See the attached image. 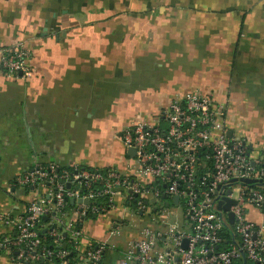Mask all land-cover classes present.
<instances>
[{"label":"crops","instance_id":"crops-1","mask_svg":"<svg viewBox=\"0 0 264 264\" xmlns=\"http://www.w3.org/2000/svg\"><path fill=\"white\" fill-rule=\"evenodd\" d=\"M15 41L31 50L32 73L0 70V212L43 192L15 181L36 162L126 173L122 128L174 94L224 103L228 132L264 155V0H0V45ZM13 235L0 223V241ZM0 264L19 263L0 252Z\"/></svg>","mask_w":264,"mask_h":264},{"label":"built area","instance_id":"built-area-1","mask_svg":"<svg viewBox=\"0 0 264 264\" xmlns=\"http://www.w3.org/2000/svg\"><path fill=\"white\" fill-rule=\"evenodd\" d=\"M0 70L30 76L31 50L22 41L1 44ZM156 113L122 128V146L135 150L126 173L36 162L17 176L19 186L43 192L18 214L0 212V223L14 229L0 252L19 264H264L263 226L249 218L264 212V155L228 134L225 104L199 90L172 95ZM226 200L233 203L223 209ZM122 206L127 214L152 212L154 225L132 223L126 247L110 262L115 246L83 226ZM127 227L115 218L107 235Z\"/></svg>","mask_w":264,"mask_h":264},{"label":"rangeland","instance_id":"rangeland-1","mask_svg":"<svg viewBox=\"0 0 264 264\" xmlns=\"http://www.w3.org/2000/svg\"><path fill=\"white\" fill-rule=\"evenodd\" d=\"M154 206L151 204L148 208V210H153ZM178 210V209H176ZM134 214H127L124 211V207H118L112 210H109L107 212L101 213L97 215L96 217L88 218L86 223L84 224V230L85 232L90 235L92 238H97L106 241L108 244H121L122 236L126 235L124 230H130V227H132V223L135 224V227H143V226H149L154 225L152 221V217L155 216V214L151 213H144L143 215H139L136 211L133 212ZM124 217L127 221V228L122 229V234L120 236H108L107 230L109 226L111 225V222L115 218Z\"/></svg>","mask_w":264,"mask_h":264},{"label":"water","instance_id":"water-1","mask_svg":"<svg viewBox=\"0 0 264 264\" xmlns=\"http://www.w3.org/2000/svg\"><path fill=\"white\" fill-rule=\"evenodd\" d=\"M228 134H230V133L228 132ZM134 152H135V150L133 148H127L126 149V154L128 156H130V157H132L134 155ZM66 186H69V184H66ZM172 201L173 202H176L177 201V196L176 195L172 197ZM226 201H227V204L224 206L223 209H227L228 206L231 203H233V200H226ZM82 202L83 203H86L87 201L86 200H82ZM70 203H73V200L72 199H70ZM43 219L46 220V216H43ZM228 219H229V222H232V214L231 213H228ZM40 263H41V261H40Z\"/></svg>","mask_w":264,"mask_h":264},{"label":"trees","instance_id":"trees-1","mask_svg":"<svg viewBox=\"0 0 264 264\" xmlns=\"http://www.w3.org/2000/svg\"><path fill=\"white\" fill-rule=\"evenodd\" d=\"M84 167H85V166H84ZM60 168H62V167H60ZM64 168H67V169L71 170V167H64ZM86 168H91V167H86ZM26 189H30V188L27 187ZM132 202H133V201H132ZM71 205H72V203H70V200H68V201H67V206L70 207ZM41 220H42V221H46V220L43 219V217L41 218ZM40 239L42 240L41 237H40Z\"/></svg>","mask_w":264,"mask_h":264}]
</instances>
